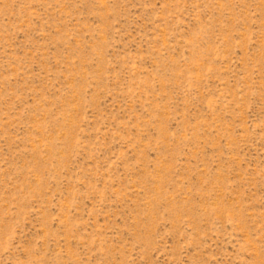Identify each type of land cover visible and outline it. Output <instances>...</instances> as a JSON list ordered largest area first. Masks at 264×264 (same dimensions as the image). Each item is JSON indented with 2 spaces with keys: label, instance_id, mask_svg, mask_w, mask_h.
<instances>
[{
  "label": "rangeland",
  "instance_id": "obj_1",
  "mask_svg": "<svg viewBox=\"0 0 264 264\" xmlns=\"http://www.w3.org/2000/svg\"><path fill=\"white\" fill-rule=\"evenodd\" d=\"M0 264H264V0H0Z\"/></svg>",
  "mask_w": 264,
  "mask_h": 264
}]
</instances>
